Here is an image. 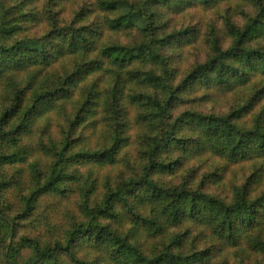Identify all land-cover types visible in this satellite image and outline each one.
I'll use <instances>...</instances> for the list:
<instances>
[{"label": "trees", "instance_id": "obj_1", "mask_svg": "<svg viewBox=\"0 0 264 264\" xmlns=\"http://www.w3.org/2000/svg\"><path fill=\"white\" fill-rule=\"evenodd\" d=\"M0 264H264V0H0Z\"/></svg>", "mask_w": 264, "mask_h": 264}]
</instances>
